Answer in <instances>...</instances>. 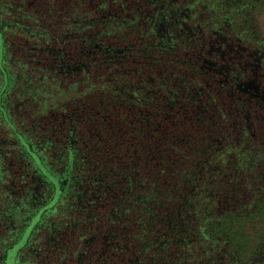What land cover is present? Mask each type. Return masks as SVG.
I'll return each mask as SVG.
<instances>
[{"label":"trees","instance_id":"trees-1","mask_svg":"<svg viewBox=\"0 0 264 264\" xmlns=\"http://www.w3.org/2000/svg\"><path fill=\"white\" fill-rule=\"evenodd\" d=\"M258 5L0 0V264H264V107L213 34Z\"/></svg>","mask_w":264,"mask_h":264},{"label":"flooded vegetation","instance_id":"flooded-vegetation-1","mask_svg":"<svg viewBox=\"0 0 264 264\" xmlns=\"http://www.w3.org/2000/svg\"><path fill=\"white\" fill-rule=\"evenodd\" d=\"M262 8L264 5L254 6L251 15L249 11L241 13L238 24L224 18L222 25L213 31L226 70L235 72L240 91L260 107H264V32L259 21Z\"/></svg>","mask_w":264,"mask_h":264},{"label":"rangeland","instance_id":"rangeland-1","mask_svg":"<svg viewBox=\"0 0 264 264\" xmlns=\"http://www.w3.org/2000/svg\"><path fill=\"white\" fill-rule=\"evenodd\" d=\"M259 21L261 22L260 24L264 32V9L263 8L261 9L259 13Z\"/></svg>","mask_w":264,"mask_h":264}]
</instances>
